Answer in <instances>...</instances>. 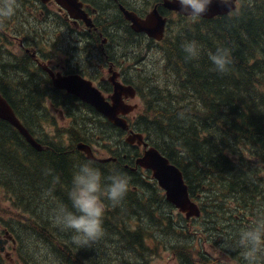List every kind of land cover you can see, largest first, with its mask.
<instances>
[{"label":"trees","instance_id":"1","mask_svg":"<svg viewBox=\"0 0 264 264\" xmlns=\"http://www.w3.org/2000/svg\"><path fill=\"white\" fill-rule=\"evenodd\" d=\"M116 20H119L118 16ZM180 24H184L185 37L188 40L195 38L202 46L201 56L198 61H185L181 43L174 36L169 37L170 34L166 36L165 64L178 76L177 83L166 93L157 92L153 100L152 97L146 99L134 128L144 132L150 142L180 168L192 198H196L197 193L204 195L201 197L203 212L212 211L213 203L227 205L230 211L222 216L233 212L240 221L253 214L254 207L263 208L264 212V181L259 176L264 168V0H240L237 11L228 16L195 22L180 18ZM121 31L117 29V32ZM217 47L228 48L231 53L232 64L226 73L213 70L208 59V53L215 52ZM129 48L142 51L141 46L124 42L118 44L117 51ZM0 59L7 61L4 57ZM29 77L26 72L5 69L0 79L12 87L6 98L13 106L15 99L18 100L19 105L13 110L33 133L34 127L25 116L37 112L35 109L41 97L38 91L45 90L36 78ZM98 129L88 125L69 129V134L72 139L79 135V140L86 142L87 138L97 135ZM42 145L46 147L42 151L33 149L8 123L0 121V187L14 211L18 212L20 208L29 213L23 221L33 224L29 219L41 218L36 223L38 228L26 227L34 232L25 231L24 235L45 239L60 237L61 242L73 246L75 264H96L92 259L101 254L103 259L108 255V263L114 264L122 254L114 248L115 242L124 240L130 248L134 240L146 239L145 223L134 226L120 217L127 216L133 203L142 211L137 214L142 221L155 220L159 211L144 204L147 200L144 194L137 196L142 193L138 184L143 176L138 172L130 174L121 163L116 169L131 178L129 196L116 207L105 202L111 212L104 216V237L89 246L71 244L69 234L52 225L49 213L57 201L69 203L67 192L74 166L85 160L77 156L81 154L72 142L64 146L52 142ZM119 146L124 152L127 145L119 140ZM241 151L255 157L253 165L242 168L226 156L242 155ZM132 155H138L137 149L133 148ZM194 174L198 177H193ZM192 178L197 185L193 190ZM155 222L161 223L160 220ZM9 228L14 230L12 225ZM105 242L108 248L103 251ZM49 244L45 248L48 249ZM31 251L34 259L29 256ZM39 258L31 243L25 264H40ZM64 262L70 264L67 259ZM42 263L46 264L47 259H42Z\"/></svg>","mask_w":264,"mask_h":264},{"label":"rangeland","instance_id":"2","mask_svg":"<svg viewBox=\"0 0 264 264\" xmlns=\"http://www.w3.org/2000/svg\"><path fill=\"white\" fill-rule=\"evenodd\" d=\"M24 1L25 0H18L19 9L20 13L27 15V11H24V8H30V6L26 7ZM175 16V14L169 15L171 19L170 26H168V30L170 31L169 37L171 36V32H173L174 38L182 44L184 40L188 39L185 37L184 24L181 25ZM5 19L7 18H2V20ZM41 20L42 18L37 22L39 23ZM40 26L44 29L43 31L48 29L46 23L42 22ZM3 28L6 29L8 33L13 32L12 27ZM43 31L38 34V37L45 40L49 39ZM164 45V42L161 45L151 42L144 58L139 62L137 67L133 68L131 71V77L135 86L138 89H142L144 94H146L144 89V77L150 79L149 83L153 82L155 79L161 85L157 90V92L161 94L168 87H173L177 81L178 76L174 74V70L166 69L162 65V46ZM8 47H10L12 53L18 55L19 50L16 44L13 46L8 45ZM59 59L60 56L56 55V61ZM132 59L130 55L131 64ZM54 79L57 80V77H54ZM45 86L44 84V90L47 91L48 89ZM38 100V106L37 109H35L37 112L25 116L26 119H30L29 124L31 127H34L32 131L37 138L45 143L52 142L63 146L72 142V145L75 146L76 140H78L80 136L77 135L76 139H72L69 132L66 130L83 127L85 121L89 118L90 112L87 111L84 106H79L75 100L68 97L58 96L54 99H50L42 96ZM130 104H136L139 108V98L137 97L133 101H130ZM15 105H19L17 99H15ZM134 114L135 112L133 115ZM96 131L97 136L100 137L99 144L95 145L98 149L99 157H107L108 153L103 151V146L105 145H109L111 149L113 148L112 145H115L117 147L116 155H125L120 152L119 146V139L124 140L125 136H118L116 131L105 126ZM90 140L93 141L92 139ZM228 157L233 163L237 161L240 166L242 163L253 165L252 162L255 160L253 155H241V158L239 155H228ZM258 171H260V169H258ZM259 176L261 179H264V173ZM190 177H192V174ZM193 177H198V175L194 174ZM153 182L155 181L151 178L149 179L148 175H144L142 181L139 182L138 185L142 189L141 195L144 194L146 196L147 200L145 203L156 208L161 214V223L152 222L149 224L150 227L148 228L146 239L134 240L130 248L128 244L126 245L122 240L115 242L114 248L118 249V252L122 254L119 257V261L114 264H245V261L239 255L240 250L234 243L235 233L238 229L253 224L258 218V213H264L263 208L259 210L254 207L255 211L253 214H248L242 220L238 221V217L233 212L228 216H222L223 213L230 211L229 206H220L213 203L214 206L212 211L207 209V211H204L206 215L199 216L200 220H198L192 218L191 215L187 217L186 213L171 208L165 201L164 192L157 189ZM195 184L196 181L192 178L191 190L197 187ZM195 195L196 198L191 197L192 201H194L196 205L199 204L202 207L201 197H204V195L201 196L199 193ZM3 202L7 203L5 195L0 189V209H4L2 206ZM18 211L24 218H19L14 214L17 220H26V218L29 217V213H27L26 210L19 208ZM198 211H200L201 214L202 210L199 209ZM141 212L142 211L133 203L132 210L128 212L127 215H140ZM215 212H218V214H215ZM11 215L13 216V214ZM155 215L159 217L158 214ZM3 216L4 219L8 217L7 215ZM131 217L134 218L135 216ZM40 219L41 218H37L36 220L29 219L33 221V224L28 225L33 228H38L36 223ZM165 230H169V235ZM22 239L24 246L28 245L29 247L32 243L36 257H41V259L47 257L46 264H61L62 262L65 264V259H67L70 264H75V260L72 258L71 247L73 246L69 245L68 242H61L58 236L54 239H52L51 236H49V239H45L41 236L33 237L23 234ZM11 240L15 241L13 234L0 225V248L3 249V251L0 252V264H20L19 252L16 250V244L13 245ZM46 241L52 243L51 249L45 248L47 244ZM4 242H6V244H4ZM162 243L163 246L161 250H157L154 247L156 244L159 245ZM103 248V251L107 250L108 246L106 242L103 243ZM31 253L33 258H35L32 251ZM103 256L101 254L99 258H94L92 261L96 264H109L108 255H105V259H103ZM183 257H185V259H183ZM187 260H189L190 263ZM261 264H264V260L261 261Z\"/></svg>","mask_w":264,"mask_h":264},{"label":"clouds","instance_id":"3","mask_svg":"<svg viewBox=\"0 0 264 264\" xmlns=\"http://www.w3.org/2000/svg\"><path fill=\"white\" fill-rule=\"evenodd\" d=\"M166 3L178 5L179 14L193 22L203 19L214 4L227 8L225 0H166ZM18 7V0H0V18L13 17ZM181 48L185 61L199 60L202 46L196 40H184ZM208 59L218 73H226L232 64L231 53L225 47L209 52ZM130 179L119 169L104 175L91 159L76 164L67 192L69 203L56 202L49 213L52 225L68 233L71 244L76 247L89 246L102 239L106 232L105 201L112 207L119 206L130 191ZM234 243L245 264H261L264 260V213H258L253 224L238 229Z\"/></svg>","mask_w":264,"mask_h":264},{"label":"flooded vegetation","instance_id":"4","mask_svg":"<svg viewBox=\"0 0 264 264\" xmlns=\"http://www.w3.org/2000/svg\"><path fill=\"white\" fill-rule=\"evenodd\" d=\"M37 1L41 7H31L29 3L30 8H24V11H27L30 16L38 12L37 15L43 17L42 21L50 28L49 38L54 43L59 44L56 50L60 54L47 48L37 49L35 34L31 36L30 31L26 32L30 28L14 30L11 34L1 32L0 45H3V41L12 46L16 44L19 52L18 55L13 57L1 56L6 58L7 61L4 62L0 59V67L26 72L27 76H30L28 79L36 78V74L30 68L20 65L16 61L19 58V60L26 61L30 66L39 69L40 74L45 75L46 79V68L61 76L76 74L90 81L104 95L109 96L111 89L106 81L107 77L103 78V76L112 65L121 68V62L117 61L116 53L118 44L123 43V29L113 22L114 16L123 19L119 6L131 9L147 0H75L85 13V20H90L93 26L86 25L83 20L70 18L68 15L70 7L60 6L57 3L58 0H49L46 3ZM97 9L100 10L102 15L113 16L107 26L95 21L94 18L98 14ZM10 21L19 24L21 20L19 16L14 15L12 18L5 20L7 24ZM123 25L127 35V26L126 24ZM119 28L122 30L121 32H117ZM129 37L130 35H127L125 39L126 45L130 43ZM58 54L61 59L56 61V55ZM41 64H45L46 67H42ZM1 83H3L2 80ZM78 105L87 106L83 103H78ZM126 156L128 157V155Z\"/></svg>","mask_w":264,"mask_h":264},{"label":"water","instance_id":"5","mask_svg":"<svg viewBox=\"0 0 264 264\" xmlns=\"http://www.w3.org/2000/svg\"><path fill=\"white\" fill-rule=\"evenodd\" d=\"M46 2L45 0H42ZM62 4L61 1H58ZM236 0H225L226 7L213 5L210 11L205 15V19H211L216 16H223L231 13L235 10ZM162 6L169 10L179 13V6L176 4H168L166 0H163ZM127 20L132 22V29L137 32H144L149 38H153L160 41L163 38L166 19L162 18L154 8L145 19H139L134 13L125 12ZM115 84V83H114ZM54 88L57 90H65L69 94L77 97L82 102L88 103L93 106L99 113L104 115L109 122L114 126L126 130L127 125L124 120L118 117V114H126L132 110L129 107H123L121 102V94L123 92L119 84H115L114 95L110 97L112 105L105 102L104 98L99 91L92 88L89 82H86L79 77H68L63 79L53 80ZM130 96L133 97V93L127 88ZM0 119L8 121L13 127H15L19 133L25 138V140L37 151H41L42 147L28 134L23 126L18 122L12 113L11 109L7 106L4 100L0 97ZM138 141V144H142V137L138 134H132L126 142L133 144ZM144 153L143 156L136 160V165L146 170L151 171L152 178L157 182L159 187L165 191V198L168 202L172 203L181 212L187 214V217L197 216L198 209L189 200L188 187L183 179L182 172L170 161L162 156L156 149L147 148V144H143ZM79 150L85 151L89 158H91L90 150L83 144H79ZM105 162V161H100Z\"/></svg>","mask_w":264,"mask_h":264},{"label":"bare ground","instance_id":"6","mask_svg":"<svg viewBox=\"0 0 264 264\" xmlns=\"http://www.w3.org/2000/svg\"><path fill=\"white\" fill-rule=\"evenodd\" d=\"M252 9V8H251ZM263 19V18H262ZM192 33V32H191ZM225 35V34H224ZM195 39V38H194ZM114 49V48H113ZM136 49V48H135ZM175 56V55H174ZM0 76H2V74L4 73V71H5V68L2 66V67H0ZM154 102H155V100H154ZM182 102V101H181ZM255 155V154H254ZM201 189V188H200ZM129 196V195H128ZM171 214V213H170ZM105 221V220H104ZM216 233V232H215Z\"/></svg>","mask_w":264,"mask_h":264}]
</instances>
